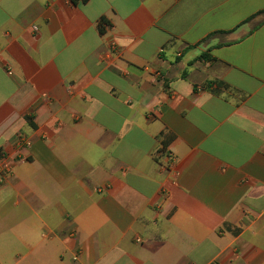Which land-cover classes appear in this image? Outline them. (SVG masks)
<instances>
[{"label":"crops","instance_id":"0c3cea01","mask_svg":"<svg viewBox=\"0 0 264 264\" xmlns=\"http://www.w3.org/2000/svg\"><path fill=\"white\" fill-rule=\"evenodd\" d=\"M262 11L0 0V264H264Z\"/></svg>","mask_w":264,"mask_h":264},{"label":"trees","instance_id":"16d2710c","mask_svg":"<svg viewBox=\"0 0 264 264\" xmlns=\"http://www.w3.org/2000/svg\"><path fill=\"white\" fill-rule=\"evenodd\" d=\"M73 2H77V0H72ZM79 1H81L82 3H84V2H86L87 0H79ZM260 13H264V11H262V12H260ZM100 28V30L102 31V29H101V27H99Z\"/></svg>","mask_w":264,"mask_h":264}]
</instances>
